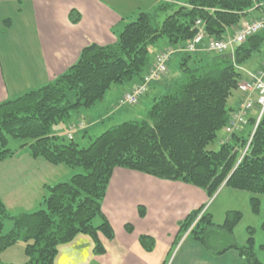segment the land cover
Wrapping results in <instances>:
<instances>
[{
  "label": "trees",
  "instance_id": "1",
  "mask_svg": "<svg viewBox=\"0 0 264 264\" xmlns=\"http://www.w3.org/2000/svg\"><path fill=\"white\" fill-rule=\"evenodd\" d=\"M169 9L158 21L156 12ZM258 9L264 10V0H164L153 11L140 12L126 23L115 43H89L76 62L51 81L0 102V162L26 147L33 158L82 168L65 181L46 185L47 193L35 210L11 214L0 197V229L3 220L12 219L10 230L0 234V252L22 240L26 260L20 264H53L58 247L78 234L92 238L95 253L104 252L98 233L113 239L114 232L101 206L115 167L189 183L204 189L209 197L222 186L244 190L250 193L251 210L258 213L259 196L264 195V111L255 128L256 115L247 113L246 121L233 129L232 115L245 96L242 93L235 106L231 100L242 81L240 66L259 51L264 28L236 44L231 58L204 50L172 52L168 62L178 55L182 76L165 84L143 118L112 124L86 146L75 141L88 131L76 128L77 112L92 107L116 84L131 88L140 83L151 67V44L163 39L165 47L159 50L182 47L194 35L197 19L209 36L220 39ZM68 18L76 23L80 14L71 9ZM69 122L75 124L74 131L69 129L71 138L53 131ZM221 129L231 132L220 141ZM216 139L217 148L208 149ZM10 140L21 143L11 148ZM204 207L179 223L175 244L188 231V237L213 254L234 248L246 264H262L253 238L238 244L233 235L241 211L227 210L223 222L217 224L206 209L202 212ZM138 210L144 214L142 206ZM125 228L131 231L132 225ZM223 239L226 244L222 246ZM139 240L146 249L152 248L148 235Z\"/></svg>",
  "mask_w": 264,
  "mask_h": 264
},
{
  "label": "crops",
  "instance_id": "2",
  "mask_svg": "<svg viewBox=\"0 0 264 264\" xmlns=\"http://www.w3.org/2000/svg\"><path fill=\"white\" fill-rule=\"evenodd\" d=\"M163 1L0 0V102L51 81L73 65L89 43H115L117 33L126 23L140 12L153 11ZM71 9L80 14L76 23L68 18ZM263 12V9L251 10L246 18ZM231 34L232 30L228 29L223 37ZM161 45H165L163 40ZM263 57L264 51L258 59L250 57L240 66L242 81L247 79L248 72L260 68ZM164 76L149 83L146 94L138 103L148 98L149 108L154 97L169 82ZM119 86L116 95L118 107L122 106L119 97L130 88V85ZM242 96L236 91L231 105L239 103ZM84 110L81 109L75 116L76 128L90 130L97 121L91 111ZM249 114L256 115V112L252 110ZM73 125V122L60 124L53 131L68 138L69 129L75 130ZM217 138L221 141L224 134L220 132ZM66 167L33 158L26 147L1 161L0 197L9 213H13L14 207L21 212L37 209L47 193L46 185L62 181L59 179L71 172ZM225 187L218 190L216 198ZM243 194L249 201L250 193ZM210 198L204 189L189 183L115 167L101 206L113 229L114 238L107 239L98 233L104 252L95 253L92 238L78 234L72 241L58 247L53 264H246L234 248L213 254L202 243L188 236L175 244L179 223L191 211L207 205ZM221 203L224 205L226 200ZM140 206L144 208L143 215L139 213ZM213 207V210L210 205L206 207V212L217 224L223 222L227 210L235 209L222 206L220 202ZM214 211H217L216 214ZM126 224L132 225L131 231L126 230ZM141 235L152 238L150 250L140 243ZM236 242L244 244L246 241ZM25 260L24 254L23 262Z\"/></svg>",
  "mask_w": 264,
  "mask_h": 264
},
{
  "label": "rangeland",
  "instance_id": "3",
  "mask_svg": "<svg viewBox=\"0 0 264 264\" xmlns=\"http://www.w3.org/2000/svg\"><path fill=\"white\" fill-rule=\"evenodd\" d=\"M168 1V0H167ZM174 7V6H173ZM171 12V9L168 11L158 10L156 12V18L158 21H162L165 16ZM251 17V18H249ZM248 19L244 17L240 22L243 20L252 21L255 19H261L264 18V12L260 14H256L253 16H249ZM134 20V19H133ZM234 29V28H233ZM229 36V35H228ZM163 40V39H161ZM159 40V42H155L151 44V52L157 49L154 48L156 46L158 49L165 47V45H161L162 42ZM259 52H253L251 59H258L261 53L264 51V42L262 43L260 47ZM179 61H178V55L174 54L171 56L170 61L168 62V72L164 77H167L166 79H173L178 80L181 78L182 73L178 70L179 69ZM168 81V80H166ZM120 86L118 84L112 86L109 90H107L104 93V96L101 100L96 102L90 109H85L84 111H91L92 115L94 116L95 120L97 121L96 126L92 129L87 131V135L85 137H76L75 141L79 144V146H86L91 139H93L96 135L100 134L103 130L108 128L110 125L124 121L129 119H141L145 115V112L148 108V98L142 102H139L138 104L134 105H126L125 103H121L122 106H117L116 103V95L117 92H119ZM164 89L160 90V93H163ZM119 101V99H118ZM117 101V102H118ZM119 108V112H116V109ZM138 116V117H136ZM89 120V119H87ZM82 127H84L82 125ZM238 126L233 125V129L237 128ZM221 132V135L224 134V139H227L229 136V133L231 132L228 129H221L218 132ZM218 139V138H217ZM217 139L214 142H211L208 144V149H215L218 146ZM21 142H18L17 140H10L9 146L11 148L18 147V145ZM16 153L20 150L19 148L16 149ZM66 169H69L71 172L68 173L67 176L61 177L62 181L67 180L72 174L76 172H82L81 167H75V168H69L66 167ZM219 190V189H218ZM220 191V190H219ZM216 192L209 200L206 207L210 205V209L213 210V206L217 205L219 202L222 206L233 207L236 210L241 211L242 217L238 221V223L235 225L234 229L235 232H233V235L237 241L245 242L249 236L253 238V249L256 253V256L258 260L264 264V229L261 228V223L264 220V195H260V205H259V212L254 213L251 208L249 201H247L248 198H244L243 193H249L244 190H237L235 188L226 186L223 190V192L216 198L217 194ZM237 191V192H233ZM236 194H231V193ZM253 195V194H251ZM226 200V203L223 205L221 203L222 200ZM38 208V207H37ZM222 210V209H221ZM11 214H18L19 209L17 207H14V210H12ZM217 211H214V214H216ZM218 216V215H216ZM4 227L0 229V234L6 233L10 228L12 227V219H5L3 220ZM24 242L22 240L17 241L13 246L6 248L2 252H0V264H20L24 260ZM226 244V239H223L222 246Z\"/></svg>",
  "mask_w": 264,
  "mask_h": 264
},
{
  "label": "built area",
  "instance_id": "4",
  "mask_svg": "<svg viewBox=\"0 0 264 264\" xmlns=\"http://www.w3.org/2000/svg\"><path fill=\"white\" fill-rule=\"evenodd\" d=\"M263 28L264 18L255 19L252 21L243 20L239 23L236 29H234L233 34L216 39L212 38L206 33L204 23L200 19H197L194 24V35L191 39L185 42L182 47L176 48L174 50H157L152 55L151 67L144 75L143 80L140 83L134 84L129 90L122 94V97L119 99L120 104H136L139 99L147 92L150 81L158 79L168 72V59L172 52L177 50L188 52L204 50L216 54L232 52L236 44L243 42L247 37L261 31ZM237 88L241 93L244 94L245 97L238 110L232 115L233 122L231 123V127H233V125L238 126L241 123H244L247 118V113L255 110V128L264 111V58L261 62L260 68L255 72H248L247 79L240 81ZM68 138H71V132L68 134ZM204 210L205 208H203L202 212ZM201 213L198 215V217L201 215ZM187 232L183 234L180 240L187 236Z\"/></svg>",
  "mask_w": 264,
  "mask_h": 264
},
{
  "label": "water",
  "instance_id": "5",
  "mask_svg": "<svg viewBox=\"0 0 264 264\" xmlns=\"http://www.w3.org/2000/svg\"><path fill=\"white\" fill-rule=\"evenodd\" d=\"M224 56H228V57L231 58V57H232V53H231V52H229V53H225Z\"/></svg>",
  "mask_w": 264,
  "mask_h": 264
}]
</instances>
